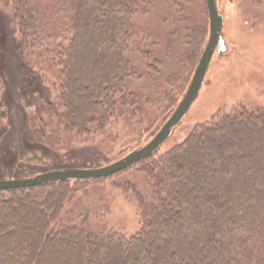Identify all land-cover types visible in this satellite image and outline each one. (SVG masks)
Segmentation results:
<instances>
[{"label": "trees", "instance_id": "trees-1", "mask_svg": "<svg viewBox=\"0 0 264 264\" xmlns=\"http://www.w3.org/2000/svg\"><path fill=\"white\" fill-rule=\"evenodd\" d=\"M149 5L0 0L27 66L20 104L23 111L31 108L24 113L27 135L42 157L62 143L71 150L75 143L88 150L97 145L89 154L101 155L118 133L152 124L143 108L152 99L142 81L163 89L156 47L167 35L173 54L180 31L139 29L135 16ZM188 21L182 38L188 55L167 78L172 88L186 86L190 75L182 74V64L194 67L206 34L192 24L195 17ZM170 92L162 90L153 101L172 114L180 95L174 99ZM8 98L0 108L10 112ZM172 137L130 169L141 180L116 184L137 207L140 229L131 237L72 202L81 187L105 179L0 191V264H264V109L219 111L182 142Z\"/></svg>", "mask_w": 264, "mask_h": 264}, {"label": "rangeland", "instance_id": "rangeland-1", "mask_svg": "<svg viewBox=\"0 0 264 264\" xmlns=\"http://www.w3.org/2000/svg\"><path fill=\"white\" fill-rule=\"evenodd\" d=\"M148 1L149 11L140 12L134 19L139 29L148 28L156 32L162 28L167 34L177 28L180 31V40L173 51L174 55L168 52L170 39L167 35L162 45L156 47L158 52L156 57L163 61L159 75L163 82L162 90H171L170 93H173L174 99L180 95L177 103L179 105L189 88L199 58L209 40L210 23L207 3L206 0ZM216 3L219 13L224 18L221 34L223 46L217 47L197 100L173 134L171 141L174 140L175 143L182 142L198 124L209 121L219 111H231L239 106L248 110L264 109V4H251L245 0L235 2L216 0ZM242 13H246L245 17ZM193 17L196 18V21L192 22L194 27L202 25L206 29L204 42L194 67L190 62L182 64V74L190 75L186 86L175 83V87L172 88L168 85L167 78L180 71L176 67L177 60L183 54L188 55L187 47H184L182 43L185 39L182 38L184 37L183 31L191 25L188 20ZM182 18L188 19V22H182ZM151 40L154 42V38ZM18 45L17 35L8 27L7 15L0 13V101L3 102L9 97L11 105L10 112L8 109L0 108V129L3 133L1 135L0 131V180L24 179L49 171L74 168V166L85 168L83 166L94 165L93 168H98L109 165L124 158L130 151L146 145L171 114V110L165 113L160 103L153 101L155 97H160L159 92L162 90L152 88L148 79H143L142 86L147 88L144 93L150 95L152 99L143 106L146 111L145 116L152 121L150 126L147 125V129L136 124L121 134L118 133V137L111 143L112 146L103 150L101 155L91 156L89 154L93 150L97 151V145L92 150H88L84 144L75 143L76 150H71L62 143L50 149L42 157L39 153V143H32L27 135L24 113H29L31 108H26L23 104L26 110L21 109L20 97L27 86V82L23 81L27 66L18 57ZM171 103L169 107L172 106ZM163 105L168 106V104ZM168 144L166 142L162 149H165ZM132 167L118 173L120 175L111 176L114 177L113 179L104 178L106 180L104 182L93 183L88 188L81 187L72 201L81 202L83 209L90 213L95 222L107 224L109 228L122 232L127 237L139 231L140 220L136 204L118 189L116 184L141 180L136 170H130Z\"/></svg>", "mask_w": 264, "mask_h": 264}, {"label": "water", "instance_id": "water-1", "mask_svg": "<svg viewBox=\"0 0 264 264\" xmlns=\"http://www.w3.org/2000/svg\"><path fill=\"white\" fill-rule=\"evenodd\" d=\"M229 1L233 2V0ZM206 3L210 23V36L199 58L192 81L174 113L146 145L130 152L124 158L103 167L70 168L49 171L24 179L0 180V191L36 188L53 182L109 178L156 154L172 137L175 130L191 110L201 92L213 55L217 47L223 46L221 34L224 26V18L218 11L216 0H206Z\"/></svg>", "mask_w": 264, "mask_h": 264}]
</instances>
